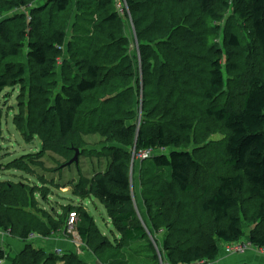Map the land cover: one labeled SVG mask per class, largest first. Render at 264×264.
I'll use <instances>...</instances> for the list:
<instances>
[{
    "label": "trees",
    "instance_id": "trees-1",
    "mask_svg": "<svg viewBox=\"0 0 264 264\" xmlns=\"http://www.w3.org/2000/svg\"><path fill=\"white\" fill-rule=\"evenodd\" d=\"M33 1L0 0V95L19 88L21 113L13 123L32 146L41 139L34 152L9 161L5 170L12 176L0 179V228L27 243L10 264H90L78 253L48 252L28 242L32 234L68 233L70 213L97 264H160L165 257L171 264L209 262L218 258L220 244L244 242L243 221L235 214L242 192L261 202L257 216L264 220V69L243 78L240 98L230 93L219 100L227 88L225 64L237 69L225 47L244 43L238 29L247 32L264 64V0H125L134 40L117 0H53L44 12H25ZM213 126L225 134L215 142L217 168L197 156L201 147L190 150ZM95 135L104 148L86 153ZM77 149L72 164L79 176L62 185L81 199L101 201L120 229L119 244L104 239L82 204L51 213L39 201L56 184L45 176L46 157L56 163L52 172L63 174ZM144 151L153 155L139 159ZM95 155L107 162L87 176L80 159ZM137 162L148 218L137 212L132 191ZM196 205L211 223L193 210ZM140 242L150 254L135 262L131 245ZM251 244L264 247V234L256 232ZM8 258L0 246V261Z\"/></svg>",
    "mask_w": 264,
    "mask_h": 264
},
{
    "label": "rangeland",
    "instance_id": "rangeland-1",
    "mask_svg": "<svg viewBox=\"0 0 264 264\" xmlns=\"http://www.w3.org/2000/svg\"><path fill=\"white\" fill-rule=\"evenodd\" d=\"M73 4L75 3V0H72ZM53 5V0H35L33 1L25 10V12H28V10H34L37 7H42L43 12L44 9H46V6L49 8ZM125 15V13H127ZM124 22H125V32L128 34L129 37H131L133 40L135 38V23L132 17V14L130 10H126L124 13ZM76 13H74L73 20H76L75 18ZM74 21L72 23H69L68 31L69 35L72 28H73ZM240 38L244 39V43L241 47L232 49L228 47H225L227 57L229 60L235 64L237 69L235 70H229V67L225 64V75H226V91L225 95L220 97V102L224 103L225 100H227V97L231 93L232 95L237 94L238 98H240L243 92V78L252 72H258L264 69V64L262 62V57L260 55L259 49L254 46V44L251 42L250 37L247 36V32L241 29H238ZM247 40L249 41V45L247 46ZM137 53V50L136 52ZM66 54V52H64ZM132 56L134 55V51L131 52ZM135 59L137 60V57L135 56ZM24 60L26 64H28L27 56L24 57ZM138 61V60H137ZM21 92L19 91L18 87H7L4 89L3 93L0 95V118H1V125H0V179L7 180L9 176H12L11 171L5 170L6 164L15 159L20 158L21 156H24L25 154L32 153L35 151L36 147H41V139L37 136L35 137V145H31L29 142L27 143L21 133L18 131L17 126L14 125L13 119L16 116L20 115V106L18 105V99L20 98ZM205 125V124H204ZM214 131L210 134V136L206 137L204 136L200 137L201 143L198 145L195 141L194 144L190 146V150H193V148H199L200 150H197V156L201 159L203 163L210 164V165H216L217 167L221 166L219 154V149H215L217 145H215L216 141H221L225 138L224 131L218 128V126H213ZM102 138L98 135H95L93 137H90L89 140H87L88 144L86 149V153H90L91 150H101L104 148V145H101ZM94 145V146H93ZM96 145V146H95ZM85 153V154H86ZM95 154V152H92ZM56 159L60 160L61 162L65 161L60 156L55 157ZM46 171L45 176L49 179L55 178L56 184L49 185L48 189L46 188V200L44 201L40 196H38L40 203H42V206L48 210L49 212L53 213V210L56 209L58 211L62 210L63 205H80L86 207L90 214L92 215L94 222L96 226L99 228L100 232L104 236V239L106 241L111 242L112 244H119L121 243L122 234L120 232V229L117 225L114 224V221L110 219V216L107 213V210L105 206L101 203L100 200H98L95 197L89 198V199H81L72 193V187L67 186L66 184L62 185L63 183L68 182L70 179L78 178L80 170L77 165L72 164L71 166L63 169V174L56 173V171H53V168L56 166L55 161L53 160V157H46ZM104 157L99 156H82L80 159V167L83 171V173L87 176H89L91 173L94 172L101 164H104ZM100 168V167H99ZM98 168V169H99ZM132 183L135 193L134 199L136 202V208L137 212L141 217H147L148 214L146 212V209L144 208L143 200L141 198V192L144 191L143 186L141 187L140 184V162H137L136 165H132ZM20 175L23 173L21 172H14ZM204 177V174L202 175V178ZM16 180L20 181L21 177H15ZM154 182V181H153ZM57 184L62 185L56 186ZM240 200L241 205L235 210V214L239 215L242 218L243 226H244V242H251V237L256 234H264V220L259 219L257 214L259 211V207L261 205V202L256 200L255 198H252L250 194L246 191L242 192L240 194ZM198 211L199 216L203 215V218L205 222L211 223V220L205 215V213L199 210V207L196 205V207H193ZM79 215V214H78ZM76 222V221H75ZM203 223V222H202ZM208 223L204 226V229L208 226ZM68 234L71 237H76L75 233V226H71L68 230ZM166 237V229H162L161 233H158V238L162 241ZM45 237L38 234L37 236V242L34 246H40L47 250L48 252L51 250L56 251L51 246H43L44 240L40 243L38 242L41 239H44ZM66 238V237H64ZM77 238V237H76ZM78 239V238H77ZM154 241V240H153ZM82 242V241H80ZM82 246H79L81 249H78L77 247L75 249L76 252L79 254V256L83 257L86 261H88L90 264H97L95 257L93 256L92 252L89 251L85 245L82 243ZM222 245L220 244V249H222ZM144 242L140 243H134L131 245L133 248V260L135 262H143L148 260L147 255L150 254L146 250H144ZM226 245L225 247H227ZM162 249V247H161ZM157 254L162 255L160 252V246H156ZM249 250V249H247ZM221 251V250H220ZM58 253V252H57ZM65 252L62 251L61 254H64ZM67 253V252H66ZM220 254V253H219ZM164 256V253H163ZM12 257V255H11ZM165 261H169L166 257L164 258ZM207 262L200 261L197 264H205ZM5 264H10V261L7 260Z\"/></svg>",
    "mask_w": 264,
    "mask_h": 264
},
{
    "label": "crops",
    "instance_id": "crops-1",
    "mask_svg": "<svg viewBox=\"0 0 264 264\" xmlns=\"http://www.w3.org/2000/svg\"><path fill=\"white\" fill-rule=\"evenodd\" d=\"M69 235L67 232L57 233L48 238L45 237L44 239H41L38 242L41 243L44 240V242H42L44 247L47 245L53 247L54 250L61 249L65 253L70 251L77 253L76 252L77 249L75 248L77 247L78 249H81L79 247L82 246L81 245L82 242H80L81 239L77 235L76 237L78 239L76 237L74 238ZM26 245H27L26 241H23L20 238L14 237L5 232H0V246L3 249H5L6 253L9 256L7 260H9L10 262L14 260V258L26 247ZM226 245L229 244L222 245V249L216 260L209 261L205 264H264V254L261 253L255 247H252L249 250H246L241 253L229 254L226 252V248H225ZM51 251L53 250L50 249V252ZM81 258L83 259V257Z\"/></svg>",
    "mask_w": 264,
    "mask_h": 264
},
{
    "label": "built area",
    "instance_id": "built-area-1",
    "mask_svg": "<svg viewBox=\"0 0 264 264\" xmlns=\"http://www.w3.org/2000/svg\"><path fill=\"white\" fill-rule=\"evenodd\" d=\"M117 6H118V10L122 14L126 10H128L127 3H126L125 0H117ZM152 155H153V152H151V151H144V152L138 154V158L139 159H145V158L151 157ZM76 220H77L76 213H70V215H69V222H68L69 228H71V226H74L75 225V221ZM0 232L7 233L2 228H0ZM37 236H38V234H32V235H30L29 242L35 244L37 242ZM252 247H253V245L251 244V242H240V243L228 245L226 247V252L229 253V254H231V253H241V252H244L247 249H250ZM256 249H258L261 253L264 254V247H260V248H256ZM56 252H58L59 254H61L62 253V250L61 249H57ZM4 263H5V261H0V264H4ZM160 264H171V263H170V261H165V259L161 258ZM195 264H197V263H195Z\"/></svg>",
    "mask_w": 264,
    "mask_h": 264
},
{
    "label": "water",
    "instance_id": "water-1",
    "mask_svg": "<svg viewBox=\"0 0 264 264\" xmlns=\"http://www.w3.org/2000/svg\"><path fill=\"white\" fill-rule=\"evenodd\" d=\"M79 152H80V150L77 149L74 158L72 160H70V162L68 163L69 165L72 164L75 161L78 162Z\"/></svg>",
    "mask_w": 264,
    "mask_h": 264
},
{
    "label": "bare ground",
    "instance_id": "bare-ground-1",
    "mask_svg": "<svg viewBox=\"0 0 264 264\" xmlns=\"http://www.w3.org/2000/svg\"><path fill=\"white\" fill-rule=\"evenodd\" d=\"M69 235V234H68Z\"/></svg>",
    "mask_w": 264,
    "mask_h": 264
}]
</instances>
